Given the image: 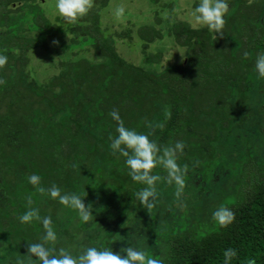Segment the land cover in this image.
<instances>
[{"label": "trees", "instance_id": "trees-1", "mask_svg": "<svg viewBox=\"0 0 264 264\" xmlns=\"http://www.w3.org/2000/svg\"><path fill=\"white\" fill-rule=\"evenodd\" d=\"M106 1L100 0L99 6ZM228 3L223 36L180 20L168 25L167 35L185 53L174 55L159 72L139 68L117 54L109 46L112 38L104 35L106 27L91 13L81 45L93 46L97 60L77 62L64 73L66 79L51 78L57 90L46 92L25 82L22 66L28 50L47 48V40L62 30L43 15L40 0H0V54L8 57L0 69L7 81L0 85V264H16L17 259L41 264L27 254V246L41 241L43 225L19 220L29 207L52 219L58 239L46 246L64 247L73 255L85 247L102 250L118 236L124 238L128 218L137 214L156 247L147 253L165 264H223L228 248L238 252L232 264H246L248 258L264 264V153L259 156L245 147L249 139H260L256 145L264 139V78H258L255 69L257 55L264 53V0ZM159 35L152 26L141 25L135 38L144 48ZM158 56L148 53L144 58L154 62ZM250 90L259 95L255 104L249 102ZM113 109H119L126 127L151 130L150 138L162 148L183 141L186 147L178 163L188 165L186 180L192 187L216 167L213 159L221 157L216 143L226 152L235 150L231 165L243 173V183L236 182L237 194L224 203L235 212V221L227 227L215 221L206 230L187 222L166 227L165 217L172 214L162 217L156 207L149 213L135 195L146 185L132 180L125 157L112 153L109 137L117 135V122L109 115ZM252 116L254 129L241 125ZM158 123L164 127H156ZM32 174L41 178L39 185L29 182ZM153 174L162 177L155 203L160 210L171 209L174 196L166 192L175 185L167 183L162 166ZM52 184L67 193L87 192L84 202L90 204L92 219L83 222L76 209L38 191ZM57 207L67 216H57ZM82 232L87 234L80 239Z\"/></svg>", "mask_w": 264, "mask_h": 264}, {"label": "rangeland", "instance_id": "rangeland-1", "mask_svg": "<svg viewBox=\"0 0 264 264\" xmlns=\"http://www.w3.org/2000/svg\"><path fill=\"white\" fill-rule=\"evenodd\" d=\"M40 1L43 15L53 21L55 25L57 24L62 33H57L47 40V48L28 50L26 53L27 64L22 68L26 73L24 74L26 75L24 77L25 82H34L45 89L46 92L57 90L56 85L55 87L50 85L51 78L53 80L62 76L66 79L64 73H69L71 66L77 62H95L97 60L93 46L81 45L83 43L81 37L86 33L84 25L87 24L89 18L91 19V13H95L100 27H106L104 35L112 38L109 41V46L117 54L139 68L159 72L173 62L174 55L177 54L182 57L185 53V48L175 45L167 35V26L180 20L193 28L192 25L195 21L192 12L200 3V0H107L103 6H99L100 0H94V7L90 12L83 18L78 19L75 24H71L59 14L56 8L57 0ZM120 5L125 6V13L123 17L117 18L115 12ZM82 21H84V24H80ZM141 25H150L160 34L158 37L147 41L144 48H142L140 41L135 38L136 30ZM200 27L202 26L198 25L195 29ZM72 38L73 40L70 43ZM54 39L58 40L59 43L54 45L52 43ZM148 53H158V60L147 62L144 56ZM249 93V102L251 104L257 103L259 95L254 90H250ZM33 97L32 99H37L34 95ZM234 109H237V107L234 106ZM255 118L254 116L247 117L243 119L241 125L245 124L248 129H254L257 125ZM261 140L262 142L256 145L254 142H259L260 139H249L245 147H248L250 151H255L260 156L264 153V139ZM216 146L220 150L221 157L213 159L216 163L213 172H208L202 181L196 180V183L193 184L194 187L186 180L187 186L180 199L175 197V186L168 187L170 190L166 194L171 198L174 196V199L169 201V207L172 210L162 209V206L160 210L158 204L155 203L160 216L164 217V213L167 212L172 214L165 217L164 225L166 227H168L169 222L179 226H183L187 222V224H198L202 230H206L208 226L215 222L212 218L213 212L237 194L236 182L243 183V173L235 171L236 169L231 165L235 161L233 157L235 150L226 152L223 145L216 143ZM247 164L252 165L250 162ZM83 179L84 176H81V181ZM157 191L160 190L157 189ZM156 209L153 210V214L157 215ZM55 213L62 218L67 216L61 207H57ZM136 215L129 217L124 226L127 232L126 236L124 238L118 236L108 246L113 251L118 252L128 244L146 252L150 248H156L150 241L149 234L138 222ZM86 234V232H82L80 239L85 238Z\"/></svg>", "mask_w": 264, "mask_h": 264}, {"label": "clouds", "instance_id": "clouds-1", "mask_svg": "<svg viewBox=\"0 0 264 264\" xmlns=\"http://www.w3.org/2000/svg\"><path fill=\"white\" fill-rule=\"evenodd\" d=\"M252 0H249V4ZM94 7V0H57L56 8L59 14L71 24H75L78 19L86 16ZM229 12L228 0H200L198 6L192 12L195 23L192 27L195 29L199 26H206L210 31L224 35V27L226 25L225 16ZM125 6L120 5L115 12L117 18L124 16ZM54 45L58 44V40H53ZM249 53L244 52L247 58ZM8 57L0 54V69L7 64ZM255 69L258 78H264V53L258 54L255 62ZM7 81L0 77V85H5ZM109 115L117 122L115 137H109L111 140V150L113 155L119 153L125 157V163L129 169V176L132 180L146 185L138 191L136 199L150 213L155 207V201L158 198L156 184L161 181L160 175L153 174V170L157 166H162L167 171V183L175 185V197L180 199L186 188V177L188 175V165L181 166L178 163L180 154H183L186 147L183 141H176L174 145L164 146L163 148L155 139L150 137L153 132L148 133L137 132L125 126L124 120L121 118L119 109H113ZM171 113H166V118H170ZM151 129V125H149ZM156 127L163 128V123H158ZM41 178L32 174L29 176V182L36 186L40 184ZM38 191L43 193L47 191L53 199H58L65 206L76 209L83 222L87 223L93 217V213L89 205H86L84 198L87 192L83 193H67L56 184H52L45 189L39 187ZM28 204H32L31 196L27 197ZM214 221L221 227H227L235 221V212L227 205L221 204L212 214ZM21 223H31L33 220L40 221L45 230V234L41 237L40 242L29 243L27 246V254L30 257H36L41 264H165L164 259L156 258L149 255L146 251L138 247L128 244L122 247L120 251H113L110 247L98 249L97 247H85L78 255H73L64 248L48 247L46 245L55 244L57 241V233L54 230L51 217H41L39 209L31 208L19 217ZM238 252L234 248H228L223 253V264H232ZM16 264H25L23 259H17ZM246 264H257L255 258H248Z\"/></svg>", "mask_w": 264, "mask_h": 264}]
</instances>
